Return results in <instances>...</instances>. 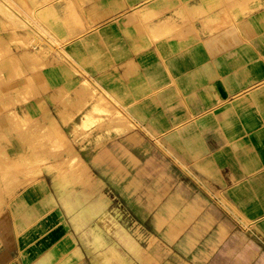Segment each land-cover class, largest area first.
Listing matches in <instances>:
<instances>
[{
    "label": "crops",
    "instance_id": "obj_1",
    "mask_svg": "<svg viewBox=\"0 0 264 264\" xmlns=\"http://www.w3.org/2000/svg\"><path fill=\"white\" fill-rule=\"evenodd\" d=\"M12 1L0 136L45 162L0 207V264H264V0ZM84 81L132 125L81 128Z\"/></svg>",
    "mask_w": 264,
    "mask_h": 264
},
{
    "label": "rangeland",
    "instance_id": "obj_2",
    "mask_svg": "<svg viewBox=\"0 0 264 264\" xmlns=\"http://www.w3.org/2000/svg\"><path fill=\"white\" fill-rule=\"evenodd\" d=\"M0 11L6 17V19L9 22H11L12 24H14L16 27H18V28L26 27V24L24 23V20L22 19L23 18L22 12L14 4V2L12 0H0ZM87 88L90 91H91V89L94 90V92L92 94H89ZM82 90L84 92H86L94 100V103L98 104L101 101L100 104H103L106 107L108 106L111 108V111H110L111 115L110 116L109 115H103V118L97 119L93 122L104 123L105 117H108L112 121L113 120L118 121V120H122L124 118L126 123L132 125V123L128 120V117L124 113V111H122L120 108L116 107L114 105V103L105 94H103V92L99 91L96 87H93L88 81H84L82 83ZM100 92L102 95L100 94ZM96 94H99V95H96ZM100 96H102V97H100ZM103 97H104L105 101L103 100ZM98 98H99V101H98ZM107 99L109 102L106 101ZM106 102H108V104ZM117 111L118 112L121 111V113L123 114V117L120 116ZM112 114H113V116H112ZM119 116L121 118H119ZM11 117H12L13 122L16 124L17 128L19 126L25 127L29 123L26 120H24L18 114L13 113ZM80 127L84 128V129L86 128L85 126H83V123L81 124ZM38 128L41 130L38 137L40 140L43 139V140L48 141L47 146L51 152V156L54 157L55 160L57 161L56 165L64 166L67 164L70 168H76V166H78L77 161L71 158L73 156L72 155L73 148L71 147V141H69L66 138L65 134L63 132H59L56 134L50 126H44V127L39 126ZM98 128H100V127L98 126ZM6 146L7 145L5 143H3V138L0 136V207L4 205L6 198H8L10 196V194H12V192H13L12 190H13V188H15V185H13L15 180L17 179L16 181H20V179H23L25 177L26 173H28L27 174L28 179L35 177L37 175V173H39V171L29 170L30 167L31 168H40V167H42V165H44V162H45V159H41L40 157H38V160L36 159V162L25 159L22 163H19L7 153ZM66 153H68L69 155H67V157L64 158L63 155H65ZM50 166H52V165H50ZM27 170H28V172H27Z\"/></svg>",
    "mask_w": 264,
    "mask_h": 264
},
{
    "label": "bare ground",
    "instance_id": "obj_3",
    "mask_svg": "<svg viewBox=\"0 0 264 264\" xmlns=\"http://www.w3.org/2000/svg\"><path fill=\"white\" fill-rule=\"evenodd\" d=\"M4 4V3H3ZM147 12H149V11H147ZM14 13V12H13ZM150 17V16H149ZM88 85V84H87ZM89 86V85H88ZM88 89V88H87ZM88 92H89V94H92L93 92H94V90H92L91 89V91L88 89ZM100 94H101V92H100ZM104 94V93H103ZM96 95H99V94H96ZM95 95V96H96ZM102 95V94H101ZM100 97H102V96H100ZM110 98V97H109ZM102 99V98H101ZM100 99V100H101ZM106 99V98H105ZM103 100H104V97H103ZM98 101H99V98H98ZM105 101V100H104ZM106 101H108V99L106 100ZM101 102V101H100ZM100 102L97 104V103H93V107H92V109L91 110H89V111H87L86 113H85V116H84V120H83V126H85L86 128L93 122V121H95V120H97V119H101V118H103V115H111L110 113V111H111V108L110 107H106L105 105H103V104H100ZM109 102V101H108ZM108 102H106L107 104H108ZM118 112V111H117ZM114 113V112H113ZM119 113V115L120 116H122L123 117V114L121 113V111H119L118 112ZM115 114V113H114ZM122 114V115H121ZM84 115V114H83ZM112 116H113V114H112ZM118 116V115H117ZM119 116V118H121ZM118 120V119H117ZM127 120V119H126ZM119 122H121V123H123V124H125L126 123V121L124 120V118L122 119V120H118V123ZM119 125H121V124H119ZM127 125V124H126ZM130 124H128V126H129ZM115 126V125H114ZM113 126V127H114ZM127 126V127H128ZM118 128V127H117ZM124 129V128H123ZM116 130V129H115ZM121 130V129H120ZM125 131V130H124ZM123 134V133H122ZM98 135V134H97ZM62 138V137H61ZM98 142V141H97ZM76 159V158H75ZM71 162V161H70ZM73 165V164H72ZM40 172V171H39ZM37 173V172H36ZM38 174V173H37Z\"/></svg>",
    "mask_w": 264,
    "mask_h": 264
}]
</instances>
